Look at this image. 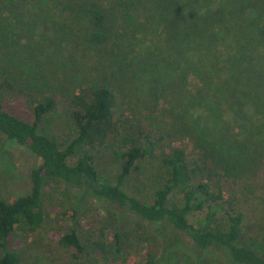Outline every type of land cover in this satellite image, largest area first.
<instances>
[{
  "label": "trees",
  "instance_id": "obj_1",
  "mask_svg": "<svg viewBox=\"0 0 264 264\" xmlns=\"http://www.w3.org/2000/svg\"><path fill=\"white\" fill-rule=\"evenodd\" d=\"M1 1L20 15L34 9L35 22L75 24L109 73L70 95L73 135L63 145L40 130L58 105L56 95L46 88L26 93L0 75V133L39 160L27 194L0 197V264L24 259L11 242L17 227L26 238L52 246L67 264H105L106 255L116 264H137L138 252L123 239L140 231L148 241L143 264H160L178 237L200 253L223 251L226 264H264V0ZM140 65L154 76L153 86L129 95L135 105L124 109L115 78ZM21 95L32 121L5 108ZM158 118L162 126L151 139L150 125ZM166 139L190 140L196 159L182 146L161 148ZM158 149L157 185L145 198L126 193L123 183ZM103 156L119 164L115 184L101 180L97 163ZM203 171L214 182L200 179ZM221 180L232 186L227 199ZM51 181L81 189L114 211L119 228L111 239L103 224H86L82 234L73 224L58 233L42 198ZM174 191L181 193V205L169 202ZM201 214L202 222L190 223ZM58 218L74 222L77 212L62 211ZM249 229L261 233L262 248L243 242ZM96 254L102 259H91Z\"/></svg>",
  "mask_w": 264,
  "mask_h": 264
},
{
  "label": "rangeland",
  "instance_id": "obj_2",
  "mask_svg": "<svg viewBox=\"0 0 264 264\" xmlns=\"http://www.w3.org/2000/svg\"><path fill=\"white\" fill-rule=\"evenodd\" d=\"M27 10L24 15H20L19 11L7 9L4 2L0 0V75L7 77L14 87L26 93H30L29 89L46 88L56 95L58 105L44 118L40 130L53 135L63 145L73 135V128L67 115V100L70 95L77 94L80 88L91 86L95 77L102 72L108 74L109 70L102 68L101 55L97 54L93 47L88 46L80 33L73 29L75 24H68L67 21L54 23L63 24L59 27L43 23L44 21L35 22L37 16L33 12L34 9ZM143 59H140V64H144ZM150 59L153 57H149L148 60ZM138 68L142 69L135 72L132 66V73L125 77L120 76V79L118 76L115 78L114 83L119 89L121 88L123 94L124 109L128 105H135L128 103L129 95L133 96L132 94L135 93V96H140L142 90H148L147 84L153 86L150 78L154 76L148 72L145 73L146 69L142 65ZM136 87L139 89L136 90ZM27 99L24 95L10 99L5 102V108L24 120L32 121V114L26 106ZM131 113L127 111L125 116L131 118ZM150 126L149 136L151 139H156L157 131L162 126L161 119L158 118ZM168 145L185 147L187 152L196 159L190 140H184L181 143L166 139L162 142L161 148H167ZM159 152L160 149L155 152L154 158L142 161L139 164L140 170L134 172L123 183L121 188L126 193L138 198L149 195L160 179L161 170L157 157ZM38 164L39 160L26 148L8 141L0 133V197H17L27 194L30 191V172ZM97 169L102 181L116 183V176L120 171L117 162L108 156H103L97 163ZM199 178L204 181L211 178L212 181L210 179L209 183L214 182L212 175L210 174L208 178L204 171L199 174ZM220 185L224 199L229 198L231 184L221 180ZM42 198L50 219L55 222L50 225L54 226L58 233L65 232L66 228L73 224L80 234L86 224H103L108 227L107 238L111 239L114 231L119 228L116 213L88 198L81 189L51 181L44 186ZM181 198V193L174 191L169 197V202L181 205ZM62 211H76V220L74 222L61 220L58 214ZM189 221L197 225L203 221V216L201 214L189 217ZM124 235L127 236L123 239L127 248L138 252L137 264H143V252L148 242L146 237L141 234V231L136 235L129 233ZM260 235V232L249 229L243 237V242L255 249L262 248ZM25 236L22 229L17 227L11 238L14 247L23 254L24 259L21 264H67L59 259L56 250H51L52 246L49 247L37 237L26 238ZM178 239L180 241L178 246L166 249L160 264H226L223 251L211 249L206 253H200L187 240L180 237ZM99 258L101 257L97 254L91 257V259ZM102 260L105 264H116L111 255H106ZM78 264L94 263L93 260L85 259Z\"/></svg>",
  "mask_w": 264,
  "mask_h": 264
}]
</instances>
